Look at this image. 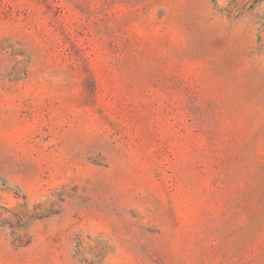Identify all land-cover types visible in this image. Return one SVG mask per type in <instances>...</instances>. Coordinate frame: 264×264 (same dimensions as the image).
I'll use <instances>...</instances> for the list:
<instances>
[{"label":"rangeland","instance_id":"rangeland-1","mask_svg":"<svg viewBox=\"0 0 264 264\" xmlns=\"http://www.w3.org/2000/svg\"><path fill=\"white\" fill-rule=\"evenodd\" d=\"M0 264H264V0H0Z\"/></svg>","mask_w":264,"mask_h":264}]
</instances>
